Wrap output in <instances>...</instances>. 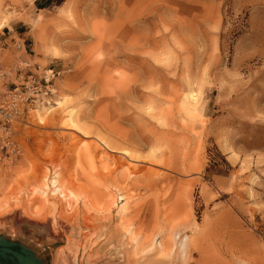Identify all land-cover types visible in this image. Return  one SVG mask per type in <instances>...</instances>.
I'll return each mask as SVG.
<instances>
[{
	"label": "rangeland",
	"instance_id": "374dc122",
	"mask_svg": "<svg viewBox=\"0 0 264 264\" xmlns=\"http://www.w3.org/2000/svg\"><path fill=\"white\" fill-rule=\"evenodd\" d=\"M1 38L0 96L21 62L63 71L11 128L1 243L33 264H264V0H0Z\"/></svg>",
	"mask_w": 264,
	"mask_h": 264
},
{
	"label": "built area",
	"instance_id": "2783aa9c",
	"mask_svg": "<svg viewBox=\"0 0 264 264\" xmlns=\"http://www.w3.org/2000/svg\"><path fill=\"white\" fill-rule=\"evenodd\" d=\"M62 74L54 66L42 68L25 61L19 64L16 82L0 96V158L10 159L20 154L12 125L16 129L36 107L54 102Z\"/></svg>",
	"mask_w": 264,
	"mask_h": 264
},
{
	"label": "water",
	"instance_id": "95a60500",
	"mask_svg": "<svg viewBox=\"0 0 264 264\" xmlns=\"http://www.w3.org/2000/svg\"><path fill=\"white\" fill-rule=\"evenodd\" d=\"M0 264H33L28 260L26 252L0 242Z\"/></svg>",
	"mask_w": 264,
	"mask_h": 264
},
{
	"label": "bare ground",
	"instance_id": "6f19581e",
	"mask_svg": "<svg viewBox=\"0 0 264 264\" xmlns=\"http://www.w3.org/2000/svg\"><path fill=\"white\" fill-rule=\"evenodd\" d=\"M32 66V65H31ZM15 83V82H14ZM11 89V88H10ZM9 90V89H8ZM7 91V90H6ZM5 91V92H6ZM4 92V93H5ZM3 93V94H4ZM2 94V95H3ZM45 106H38L36 107L33 111L30 112V114H32L33 112L35 111H38V110H41L42 108H44ZM30 114L28 116H30ZM27 116V117H28ZM70 117H71V114H70ZM25 122H21V124H23ZM14 126V124L12 125V127ZM124 139V138H123ZM106 146V145H105ZM114 148V147H113ZM108 156V155H107ZM110 158V157H109ZM3 159V160H10V159H4V158H0V160ZM129 169V168H128ZM136 169V168H134ZM130 171V170H129ZM129 173V172H128ZM136 173V172H134ZM110 175V174H109ZM171 244H169V242H162L159 244V249H158V252H157V262H160L161 260H164V259H168L170 258V254H171V251H172V248L170 246ZM187 244H186V241H184L183 243H180V250H181V255L183 256L186 251H185V248H186ZM62 252V251H61ZM126 255V254H125ZM57 256V255H56ZM186 256V255H185ZM184 256V258H185ZM156 259V258H155ZM127 264V263H126Z\"/></svg>",
	"mask_w": 264,
	"mask_h": 264
},
{
	"label": "crops",
	"instance_id": "0c3cea01",
	"mask_svg": "<svg viewBox=\"0 0 264 264\" xmlns=\"http://www.w3.org/2000/svg\"><path fill=\"white\" fill-rule=\"evenodd\" d=\"M18 43L16 41H12L10 40V38H6V39H0V46H6V50L9 51H14L15 50V46H17Z\"/></svg>",
	"mask_w": 264,
	"mask_h": 264
}]
</instances>
